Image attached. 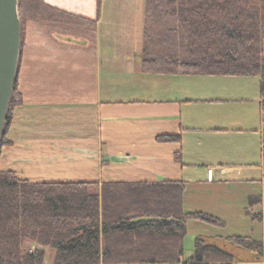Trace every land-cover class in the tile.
Segmentation results:
<instances>
[{
  "label": "crops",
  "instance_id": "1",
  "mask_svg": "<svg viewBox=\"0 0 264 264\" xmlns=\"http://www.w3.org/2000/svg\"><path fill=\"white\" fill-rule=\"evenodd\" d=\"M43 2L96 26L29 21L22 28L16 76L22 105L9 122L0 172L50 189L179 184L185 212L223 222L229 203L256 197L259 210L249 215L244 208V214L260 223L255 240L262 242L263 258L243 264H264V111L255 79L176 81L142 73L146 0ZM162 135L180 136L181 143H156ZM234 185L247 186L246 193L236 198ZM190 224L195 223L187 222V233ZM199 226L197 237L208 244L230 237ZM216 247L233 254L223 243Z\"/></svg>",
  "mask_w": 264,
  "mask_h": 264
},
{
  "label": "trees",
  "instance_id": "2",
  "mask_svg": "<svg viewBox=\"0 0 264 264\" xmlns=\"http://www.w3.org/2000/svg\"><path fill=\"white\" fill-rule=\"evenodd\" d=\"M22 28L41 22L83 29L96 23L51 7L43 0H18ZM264 0H146L141 71L151 75L254 77L264 111ZM22 105L15 80L0 150L10 142L7 129ZM160 144H180L162 135ZM264 169V154L262 157ZM180 163V153L174 157ZM104 163V162H103ZM28 185L12 172H0V264H227L233 256L198 236L184 260L189 221L217 229L223 221L185 212L183 186L101 184ZM256 198H250L253 205ZM247 214H251L247 212ZM255 215H260L256 213ZM250 251L256 262L263 245L251 237H221ZM29 244L35 246L25 251ZM130 261V262H129Z\"/></svg>",
  "mask_w": 264,
  "mask_h": 264
},
{
  "label": "rangeland",
  "instance_id": "3",
  "mask_svg": "<svg viewBox=\"0 0 264 264\" xmlns=\"http://www.w3.org/2000/svg\"><path fill=\"white\" fill-rule=\"evenodd\" d=\"M24 27V26H23ZM21 39V38H20ZM170 76H176V81H187L184 79H195V78H189V77H197L200 75H170ZM249 79H255V92L256 96H258V83L257 79L254 77H246ZM263 150V148H262ZM247 191V186L242 185H234L231 187L230 192L233 196H237L236 198L241 197L243 194H245ZM256 198V197H255ZM244 208L246 211L250 212L251 214L253 212H257L259 210V206L257 205H249L248 202L245 204L241 203L237 199L233 200L231 203H229V214L225 217V227L222 229L214 228V231L216 234L224 235V236H232V235H240V236H249L254 239L258 238L259 232H260V223L257 219L249 218V216H246L244 214ZM195 224L193 225H204L202 223L193 222ZM192 225V224H190ZM188 226V233L186 234L185 240H184V255H189L194 247V239L197 237L196 232H198L199 228L197 226ZM199 226V227H201ZM212 234V233H210ZM215 242L216 246L218 243H223L226 247L229 249H232L231 251L233 254V260L230 263L227 264H243L244 262H251L252 260L255 261V256L252 252L244 250V249H238L234 248L228 244H225L223 241L212 239L210 244L212 245ZM35 246L32 244L28 245V248H26L25 251L31 252L33 251ZM48 256L46 260V264H49L52 258V252L48 251Z\"/></svg>",
  "mask_w": 264,
  "mask_h": 264
},
{
  "label": "water",
  "instance_id": "4",
  "mask_svg": "<svg viewBox=\"0 0 264 264\" xmlns=\"http://www.w3.org/2000/svg\"><path fill=\"white\" fill-rule=\"evenodd\" d=\"M20 38L18 0H0V139L17 76Z\"/></svg>",
  "mask_w": 264,
  "mask_h": 264
},
{
  "label": "built area",
  "instance_id": "5",
  "mask_svg": "<svg viewBox=\"0 0 264 264\" xmlns=\"http://www.w3.org/2000/svg\"><path fill=\"white\" fill-rule=\"evenodd\" d=\"M262 148H263V150H262V151L264 152V141H263V146H262Z\"/></svg>",
  "mask_w": 264,
  "mask_h": 264
}]
</instances>
